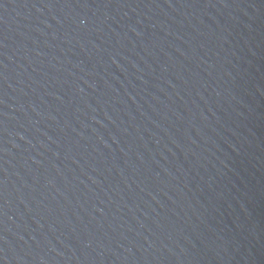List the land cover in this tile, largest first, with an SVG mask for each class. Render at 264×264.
Instances as JSON below:
<instances>
[{
    "label": "water",
    "instance_id": "obj_1",
    "mask_svg": "<svg viewBox=\"0 0 264 264\" xmlns=\"http://www.w3.org/2000/svg\"><path fill=\"white\" fill-rule=\"evenodd\" d=\"M0 264H264V0H0Z\"/></svg>",
    "mask_w": 264,
    "mask_h": 264
}]
</instances>
